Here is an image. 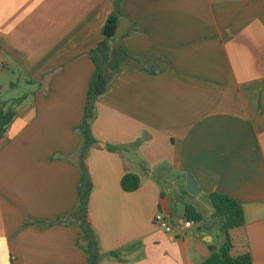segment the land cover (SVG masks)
Masks as SVG:
<instances>
[{
    "label": "crops",
    "instance_id": "0c3cea01",
    "mask_svg": "<svg viewBox=\"0 0 264 264\" xmlns=\"http://www.w3.org/2000/svg\"><path fill=\"white\" fill-rule=\"evenodd\" d=\"M114 2L0 0V95L26 92L1 95L23 102L0 138V264H89L77 129ZM109 46L86 160L100 264H203L223 242L211 193L244 211L230 255L264 264V0H120ZM186 206L202 221L182 236L154 223Z\"/></svg>",
    "mask_w": 264,
    "mask_h": 264
},
{
    "label": "trees",
    "instance_id": "16d2710c",
    "mask_svg": "<svg viewBox=\"0 0 264 264\" xmlns=\"http://www.w3.org/2000/svg\"><path fill=\"white\" fill-rule=\"evenodd\" d=\"M120 17V0H115L114 11L107 18L102 29L103 39L97 47L90 52L91 59L95 64L96 71L92 76L84 111L83 121L77 129L81 138V144L76 152L77 167L80 172V183L78 187V201L76 210L79 214V226L84 232L82 243L78 246L82 248L90 257L89 264H100L101 249L99 240L95 230L89 221V200L92 190L86 160L94 147H99V142L92 134V122L95 117L96 99L104 94L108 89L109 77L107 74V64L109 61L110 46L109 42L114 36L117 23ZM1 93V88H0ZM23 102V98L14 100L10 104L2 101L0 95V138L4 136L7 128L12 123L16 113L15 107ZM109 151H116L113 146H106ZM140 180L137 176L127 174L121 181L124 191L132 192L139 188ZM210 201L214 210V216L218 219V226L225 233L220 251L213 253L203 264H253L252 257L249 253L232 257L230 250L232 248L230 231L242 228L245 225L244 211L242 205L234 198L220 194L211 193ZM186 218L200 223L202 221L199 215L191 206H186ZM62 223V219H58L51 224Z\"/></svg>",
    "mask_w": 264,
    "mask_h": 264
},
{
    "label": "built area",
    "instance_id": "2783aa9c",
    "mask_svg": "<svg viewBox=\"0 0 264 264\" xmlns=\"http://www.w3.org/2000/svg\"><path fill=\"white\" fill-rule=\"evenodd\" d=\"M154 223L161 227L164 233L175 237L182 236L194 226V221L190 219L171 217L161 213L155 216Z\"/></svg>",
    "mask_w": 264,
    "mask_h": 264
},
{
    "label": "rangeland",
    "instance_id": "374dc122",
    "mask_svg": "<svg viewBox=\"0 0 264 264\" xmlns=\"http://www.w3.org/2000/svg\"><path fill=\"white\" fill-rule=\"evenodd\" d=\"M25 89L23 86L17 87L14 92L5 90L1 95L3 100H9L12 97H21L25 94Z\"/></svg>",
    "mask_w": 264,
    "mask_h": 264
},
{
    "label": "water",
    "instance_id": "95a60500",
    "mask_svg": "<svg viewBox=\"0 0 264 264\" xmlns=\"http://www.w3.org/2000/svg\"><path fill=\"white\" fill-rule=\"evenodd\" d=\"M189 192L192 193L191 191H189ZM214 221H217V218H214ZM207 223H209V222H204L202 224V228H207ZM224 235H225V233L222 232L221 235H220V238L223 239L224 238Z\"/></svg>",
    "mask_w": 264,
    "mask_h": 264
}]
</instances>
